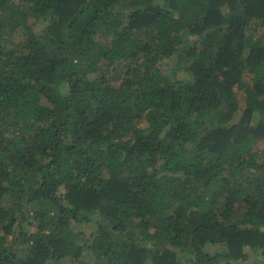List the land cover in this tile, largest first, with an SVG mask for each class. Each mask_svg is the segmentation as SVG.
Instances as JSON below:
<instances>
[{
	"label": "trees",
	"instance_id": "trees-1",
	"mask_svg": "<svg viewBox=\"0 0 264 264\" xmlns=\"http://www.w3.org/2000/svg\"><path fill=\"white\" fill-rule=\"evenodd\" d=\"M259 139L264 0H0V264L264 255Z\"/></svg>",
	"mask_w": 264,
	"mask_h": 264
},
{
	"label": "rangeland",
	"instance_id": "rangeland-1",
	"mask_svg": "<svg viewBox=\"0 0 264 264\" xmlns=\"http://www.w3.org/2000/svg\"><path fill=\"white\" fill-rule=\"evenodd\" d=\"M157 3L161 2V0H154ZM35 30L38 31L39 27H35ZM183 39V43L186 45L191 44V42L193 41V37L191 35H184L182 36ZM182 43H181V47H182ZM178 60L177 58H175L174 56L170 58L169 62H166L165 65L161 68L162 72L164 73L165 76L169 77L170 79L176 78V79H182V80H189V73L185 70L182 69H178L179 64H178ZM119 79V78H118ZM251 84V79H250V75L247 73H244L243 75V85H244V89H240L237 91L236 97L238 99V108L234 111L233 116L231 117V120H229V122H237L240 118V113L242 111V108L244 106V102H245V97H246V91L245 89H247ZM259 120V116H254L252 118V120L250 121L252 124L256 123ZM264 147V139H259L257 141V144L254 147L253 152L255 153V157L264 159V157L262 156V150ZM248 173L251 172V170L247 171ZM27 230L29 232L34 231V228H28ZM72 230L79 233L81 235V237L83 236H88L91 231H92V226L91 223H82V224H75L72 227ZM18 232V228L15 227L13 229V236H16ZM219 248H221L220 246H208L207 249L209 251H214V250H218ZM245 251L247 253V257L244 260V264H264V255L261 252V249L259 248H250V247H245Z\"/></svg>",
	"mask_w": 264,
	"mask_h": 264
}]
</instances>
